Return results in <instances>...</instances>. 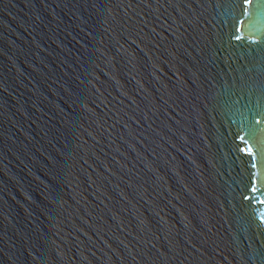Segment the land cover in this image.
<instances>
[{"label": "water", "instance_id": "1", "mask_svg": "<svg viewBox=\"0 0 264 264\" xmlns=\"http://www.w3.org/2000/svg\"><path fill=\"white\" fill-rule=\"evenodd\" d=\"M257 11L0 0V264H264Z\"/></svg>", "mask_w": 264, "mask_h": 264}, {"label": "snow or ice", "instance_id": "2", "mask_svg": "<svg viewBox=\"0 0 264 264\" xmlns=\"http://www.w3.org/2000/svg\"><path fill=\"white\" fill-rule=\"evenodd\" d=\"M254 2L256 3L258 9L256 14L259 16H264V0H243V4L249 6ZM252 26L255 27V24H253Z\"/></svg>", "mask_w": 264, "mask_h": 264}]
</instances>
